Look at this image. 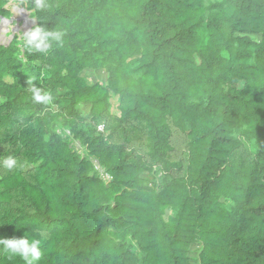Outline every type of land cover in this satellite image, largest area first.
Returning <instances> with one entry per match:
<instances>
[{
    "label": "trees",
    "instance_id": "obj_1",
    "mask_svg": "<svg viewBox=\"0 0 264 264\" xmlns=\"http://www.w3.org/2000/svg\"><path fill=\"white\" fill-rule=\"evenodd\" d=\"M47 2L21 6L61 43L0 44V160L22 165L0 166V238L40 239L36 264H264V0Z\"/></svg>",
    "mask_w": 264,
    "mask_h": 264
},
{
    "label": "clouds",
    "instance_id": "obj_2",
    "mask_svg": "<svg viewBox=\"0 0 264 264\" xmlns=\"http://www.w3.org/2000/svg\"><path fill=\"white\" fill-rule=\"evenodd\" d=\"M47 0H35V10H47ZM63 32L59 30H48L41 26L33 27L23 33L20 37V47L29 52L47 54L54 44L62 42ZM33 101L44 106L51 105L54 97L51 92L41 87L33 86L31 89ZM0 166L8 171L22 167L18 160L9 155L0 160ZM0 249L9 256L19 257L24 264H36L41 260V240L29 239L25 235L20 238H0Z\"/></svg>",
    "mask_w": 264,
    "mask_h": 264
},
{
    "label": "rangeland",
    "instance_id": "obj_3",
    "mask_svg": "<svg viewBox=\"0 0 264 264\" xmlns=\"http://www.w3.org/2000/svg\"><path fill=\"white\" fill-rule=\"evenodd\" d=\"M22 2L23 0H7V5L5 8L10 11V15L4 22L0 24V28L2 26L7 27L4 29L5 35H7L6 36L7 43H3L0 40V44L3 46L4 44H7L5 46H8L11 43L12 38H16L19 41L23 33L28 31L35 23V20L32 16L30 18L28 17V13L21 12L22 9H24L23 11L27 9L26 6L25 7L21 6ZM29 11L30 10H26V12ZM29 19L33 21L32 26L30 28H29V23L31 21ZM83 77L88 85H94L97 83L105 84L107 78L105 72L103 71H85L83 73ZM83 113L86 115L87 113L86 109L83 110ZM80 153L86 157L83 150L80 149ZM87 159L90 162H93V164L95 165V160L93 161V159L88 157ZM200 251H201V246L199 244L192 247L190 254V258L192 259V264H199Z\"/></svg>",
    "mask_w": 264,
    "mask_h": 264
},
{
    "label": "built area",
    "instance_id": "obj_4",
    "mask_svg": "<svg viewBox=\"0 0 264 264\" xmlns=\"http://www.w3.org/2000/svg\"><path fill=\"white\" fill-rule=\"evenodd\" d=\"M24 9H22V11L21 12H24V13H28V17H30L31 18V14H32V11H29V12H26V10H28V9H25V11H23ZM35 24H36V22L34 23V25L32 26V27H34L35 26ZM32 27L30 28V29H32ZM29 29V30H30ZM20 40V39H19ZM5 45H7V44H4V46ZM99 131H102V126H98V128H97ZM66 135H69V132L68 131H66ZM74 144V147H75V149L78 151V153H80V146H79V144L77 143V142H74L73 143ZM89 158V157H88ZM95 165H96V161H95ZM94 165V166H95ZM96 168H97V166H95ZM104 179L106 180V181H109V177L108 176H104Z\"/></svg>",
    "mask_w": 264,
    "mask_h": 264
},
{
    "label": "bare ground",
    "instance_id": "obj_5",
    "mask_svg": "<svg viewBox=\"0 0 264 264\" xmlns=\"http://www.w3.org/2000/svg\"><path fill=\"white\" fill-rule=\"evenodd\" d=\"M30 20V19H29ZM31 22L29 23V28L32 26V23H33V21L32 20H30Z\"/></svg>",
    "mask_w": 264,
    "mask_h": 264
}]
</instances>
